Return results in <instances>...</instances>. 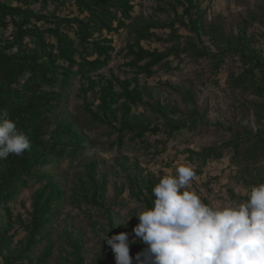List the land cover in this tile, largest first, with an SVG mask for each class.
Returning <instances> with one entry per match:
<instances>
[{"label":"rangeland","instance_id":"374dc122","mask_svg":"<svg viewBox=\"0 0 264 264\" xmlns=\"http://www.w3.org/2000/svg\"><path fill=\"white\" fill-rule=\"evenodd\" d=\"M1 1L11 7L17 6L15 0ZM34 3L30 8L48 19L67 17L75 11L67 0ZM134 5L132 19L127 22V27L112 37L115 50L108 66L100 74L106 78L131 79L136 71L124 66L131 59L127 57L129 47L134 50L139 46L150 51H171L173 54L162 65L154 68L151 77L138 76L144 95L141 105L131 108L132 123L136 127L149 125L150 129L160 123L156 109L158 102L165 105L168 114L174 113L177 121L186 120L190 129L180 132L174 139H168L162 132L155 135L146 133L143 138L135 139L134 134L127 131L123 144L117 147L114 144L117 135L110 127L89 122L83 110L81 83L78 78L72 77L65 89L67 98L62 107L47 115L49 119L44 139L53 130V115L59 114L83 135L84 149L76 160L70 161L64 157L58 164H48L42 168L57 177V184L64 195L58 213L47 226L48 234L33 253L36 256L50 246L53 257L49 264H73L75 252H72L71 245L74 241L81 245L78 254L82 264H95L99 257L104 242L100 238L106 233V221L99 209L89 202V196L85 199L83 195L87 186L86 166H93L96 180L104 179V204L112 213L116 225L130 230V242L137 239L133 228L139 221L134 216L137 209L132 207L137 201L130 197L127 189L129 181L149 176L157 184L162 176L174 175L177 167L186 165L195 173L189 190L196 191L204 203H239L247 198L246 192L250 189V186L243 185V181L251 180L246 168H264V156L259 163L250 164L240 154L237 163H233L230 149L222 150L220 156L201 164L205 149L220 147L235 140L236 135H240L238 141L242 140L244 128L252 133L264 130V120L261 114L258 116L262 109L258 108V104L262 100L251 93L249 78L242 81L236 79L242 70L237 57L225 58L221 69L215 72L210 66L213 61L210 57L196 59L187 55L191 45L217 55L218 50L213 44L222 49L230 36L242 30H245L246 36H252L251 46L262 50L264 0H202L207 26L200 41L178 26H169L171 15L167 16L165 6L156 0H136ZM149 23H156L159 27L145 29ZM38 26L48 28L50 25L38 23ZM139 32L141 37L137 34ZM13 33V26L0 28V48L12 41ZM188 44L190 47L186 49ZM177 52L179 56H176ZM25 77L20 79V83ZM255 81L257 85L264 86L259 76H256ZM59 85L58 82L52 90L48 87L43 90L56 93L60 90ZM24 96L28 97V93H24ZM96 97V92L87 94V101L92 104L93 111L98 103ZM8 102L5 96L0 99V105ZM119 114L120 111L118 117ZM17 128L22 130L21 125ZM240 151L243 153V146ZM6 166L7 160H0V176ZM42 185L43 182L32 181L27 189L19 190L8 204L13 217L18 214L22 220L27 219V213L31 210V197ZM9 235H13L12 248L20 241L24 244L25 232L17 225L12 227ZM132 250L130 247V256ZM107 264H115L113 252Z\"/></svg>","mask_w":264,"mask_h":264},{"label":"trees","instance_id":"16d2710c","mask_svg":"<svg viewBox=\"0 0 264 264\" xmlns=\"http://www.w3.org/2000/svg\"><path fill=\"white\" fill-rule=\"evenodd\" d=\"M37 1L42 4L49 0H15L16 7L0 0V28L5 29L9 25L14 28L12 41L0 48V99L5 96L9 100L7 104L0 105V109L6 110L8 118L14 120L17 126H22L21 131L31 141L30 149L21 156L10 155L6 159V169L0 176V264H49L53 257L50 246L33 256L36 246L48 234L47 226L58 213L57 209L64 197L62 188L57 184V177L42 168L48 164H58L64 157L70 161L76 160L84 149V137L59 114L53 115V130L46 140L44 137L47 134V115L62 107L67 98L64 92L72 77L78 78L81 83L83 110L89 122L110 127L117 135L114 142L117 147L123 144L127 131L133 133L135 139L143 138L146 133L155 135L158 132L167 135L168 139H174L180 132L190 129L186 120L177 121L174 113L168 114L165 105L158 102L156 109L160 123L151 129L149 125L136 127L132 123L131 108L141 105L144 95L138 76L151 77L154 68L162 65L173 54L171 51H150L139 46L134 50L129 47L127 57L131 59L124 66L136 71L131 79L120 80L114 76L106 78L100 74L108 66L115 50L112 37L127 27L136 0H67L75 11L60 19H48L40 12L35 13L30 7ZM156 1L165 6L167 16L171 15L169 26H178L200 41L207 26L206 11L201 7L202 0ZM38 23L50 26L42 28ZM156 26L159 27L156 23H149L145 29ZM137 34L142 36L141 32ZM262 38V50L255 49L251 46L252 36H246L245 30H242L230 36L222 49L213 44L218 50L217 55L208 54L206 49L193 45L187 55L196 59L210 57L213 59L210 66L215 72L221 69L225 58L237 57L242 70L236 79L251 80L249 89L262 100L258 104V108H262L258 116L261 114L264 120V86L257 85L255 81L256 76H259L264 83V36ZM188 47L189 44L186 49ZM176 56H179L178 52ZM24 75L26 77L20 83ZM58 82V92L43 90L47 87L52 90ZM93 92H96L98 102L94 111L91 109L92 104L87 101V94ZM24 93H28V97ZM263 133L264 130L252 133L244 128L242 140L238 141L240 135H236L235 140L220 147L205 149L201 164L228 149L232 151L230 159L233 163H237L242 155L250 164H257L264 156ZM241 146L243 153L240 151ZM86 170L87 186L83 195L85 199L89 196V202L102 213L106 221L105 235L110 238L121 232L130 234L126 227L121 229L116 225L112 213L104 204V179L96 180L93 166H86ZM246 171L251 180L243 181L244 186L251 187L264 182V168L250 166ZM32 181L43 182V185L31 197V210L27 213V219L22 220L18 214L13 217L8 204L20 189H27ZM129 182L127 189L130 197L151 207L154 199L152 188L156 183L149 176ZM14 225L25 232V238L23 245L20 241L12 248L13 235H9V232ZM135 241L130 242L133 264H136V255L146 247L138 238ZM71 247L72 252H75L73 264H82L78 254L81 245L74 241ZM111 258L112 250L104 240L95 264H107Z\"/></svg>","mask_w":264,"mask_h":264},{"label":"clouds","instance_id":"9594fccd","mask_svg":"<svg viewBox=\"0 0 264 264\" xmlns=\"http://www.w3.org/2000/svg\"><path fill=\"white\" fill-rule=\"evenodd\" d=\"M30 147L28 136L0 109V160ZM194 177L190 166L181 165L152 188L151 207L132 205L139 221L133 234L146 245L136 264H264V182L251 186L242 202L209 205L189 190ZM100 239L115 264H133L127 232Z\"/></svg>","mask_w":264,"mask_h":264}]
</instances>
